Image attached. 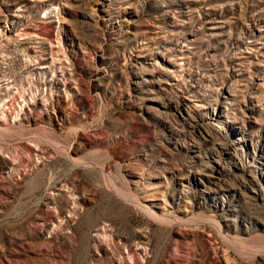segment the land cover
Masks as SVG:
<instances>
[{
	"label": "rangeland",
	"instance_id": "1",
	"mask_svg": "<svg viewBox=\"0 0 264 264\" xmlns=\"http://www.w3.org/2000/svg\"><path fill=\"white\" fill-rule=\"evenodd\" d=\"M0 264H264V0H0Z\"/></svg>",
	"mask_w": 264,
	"mask_h": 264
}]
</instances>
